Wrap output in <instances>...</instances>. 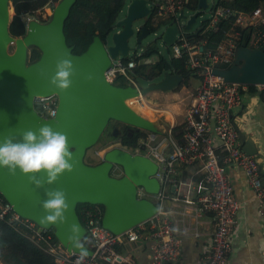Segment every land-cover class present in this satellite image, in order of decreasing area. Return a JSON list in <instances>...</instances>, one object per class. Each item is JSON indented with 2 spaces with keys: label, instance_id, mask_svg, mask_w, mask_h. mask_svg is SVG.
<instances>
[{
  "label": "water",
  "instance_id": "1",
  "mask_svg": "<svg viewBox=\"0 0 264 264\" xmlns=\"http://www.w3.org/2000/svg\"><path fill=\"white\" fill-rule=\"evenodd\" d=\"M12 1L0 0V141L9 135L19 140L22 132L48 124L67 135L73 154V171L65 172L52 185L45 183L37 188L29 176L19 170L10 175L6 168H0V194L21 218L44 228H54L58 241L69 252L81 254L84 251L92 256L93 252L83 242L86 229L78 214L79 205L102 206V226L114 235H122L153 217L159 209L154 199H138L137 189L143 188L148 195L157 196L161 185L155 178L158 166L146 156L133 155L122 147L112 146L104 153L101 163L89 165L86 163L89 151L100 143L111 123L130 127L131 134L141 131L161 133L154 122L138 114L128 102L152 92H172L183 84V77L166 73L160 81L139 89L116 86L106 79V71L113 60H129L133 58L130 57L132 52L144 54L156 45L155 42L149 46L143 44L151 35L146 24L155 11L149 0H130L129 3L123 0V8L115 16L114 28L105 41L99 35L94 36L80 55L73 53L65 33V24L78 0H60L48 22H29L26 34L20 38H14L10 33L14 17ZM209 9L208 0H200L196 13H181L179 21L186 20L188 39L197 37L204 30L201 26L193 32L200 13ZM121 15H125L123 19H120ZM137 22H143V25L135 32ZM179 32L178 23H167L161 36L163 44H175ZM134 36H137L135 49L130 46ZM33 48L41 53L35 63L30 62ZM64 58L71 59L74 75L71 87L61 92L49 81L55 74L57 62ZM214 74L227 82L264 85V45L258 49L238 48L235 62L228 69H215ZM53 95L59 100L57 115L54 119H46L37 112L35 101ZM114 135H118V130H114ZM240 142L248 156L258 155L252 141L242 133ZM36 178L46 180L43 173L37 174ZM57 189L67 194L69 209L65 220L41 224L45 214L41 206L46 199L45 192ZM73 226L78 228V233L73 232ZM76 243L83 247H76Z\"/></svg>",
  "mask_w": 264,
  "mask_h": 264
},
{
  "label": "built area",
  "instance_id": "2",
  "mask_svg": "<svg viewBox=\"0 0 264 264\" xmlns=\"http://www.w3.org/2000/svg\"><path fill=\"white\" fill-rule=\"evenodd\" d=\"M53 1L34 14L24 16L26 26L31 21L48 22L54 9L51 6ZM152 3L155 7V25L160 19L167 20L169 24L178 23L180 32L172 45V54L176 58L187 59V65L195 72L198 81L194 101L185 114L182 143L176 139L172 129H168L159 134L143 131L144 136L135 149L122 147L133 155L150 158L158 166L155 178L161 185V192L157 196H150L143 188L137 189L138 199H154L159 208L157 214L122 235H114L102 226V206L79 205L82 206L80 219L86 229L83 242L93 252L92 256L85 255L81 258V254L69 252L58 241L54 228H44L34 221L21 218L0 194V218L8 217L10 223L26 226L39 242L48 244V251L58 264H134L133 258L119 254L118 248L121 245L136 244L144 237L152 240L149 264H184L183 237L177 232L176 225L165 208L166 203L171 200V191L178 196L175 200L196 206L201 213L214 218L213 242L202 264H228L237 215L241 210V203L234 195L229 169L235 167L241 170L258 197L264 199L260 164L255 157L248 156L242 150L240 133L234 119L236 113L243 109L246 98L257 97L250 96L249 91L252 88L262 91L264 85L227 82L214 74L215 69L231 66L235 62L238 49L236 41L240 35L229 33L227 40L217 41L215 50H206V42L187 38L186 20L179 21L183 11L186 15L192 14L186 8L189 0H155ZM14 5L15 0L11 2L12 12ZM210 14L209 29L215 28L229 17H236L234 27H264L261 9L252 13L210 9ZM138 29L134 28L135 32ZM154 35H158V32ZM252 45L254 49L263 46L264 35L258 34ZM136 66L133 58L128 62L121 58L113 60L106 71V79L116 86L117 81L123 79L128 86L139 89V81L133 74ZM140 98L131 100L128 104L131 106L133 101ZM58 104L56 95L39 97L35 101L37 112L46 119L56 117ZM116 146L121 147L118 143ZM197 166L199 170L191 180L187 183L182 180L184 167ZM115 171L117 173V169ZM196 176L198 179H195ZM179 196L186 197L183 199ZM0 264L3 263L0 261Z\"/></svg>",
  "mask_w": 264,
  "mask_h": 264
},
{
  "label": "trees",
  "instance_id": "3",
  "mask_svg": "<svg viewBox=\"0 0 264 264\" xmlns=\"http://www.w3.org/2000/svg\"><path fill=\"white\" fill-rule=\"evenodd\" d=\"M149 1L153 2L155 0ZM51 2L52 0H15V15L10 25L11 35L14 38L23 37L26 34V24L23 20V17L26 15L34 14L38 10L45 8ZM199 2L200 0H189L188 5L186 6L187 10L191 13H196L198 11ZM55 3H57V0H54L51 4L53 8H55ZM122 3L123 0H116V4L112 3V5L114 4L113 8L115 7V9H112L109 14L107 13V22L105 20H102L98 23L93 22L90 25L88 29L90 32L89 38H91L94 33L101 31V33H99L98 35L103 41H105L108 34H110V32H112L114 28L115 16L123 8ZM80 6H82V1H77L76 6L71 12L70 18L68 19L65 25V33L68 45L70 47H74V53L77 55L84 53L92 42V39L91 42H87L86 38L82 40V43L80 41L70 42L68 40V26L69 24L74 22V11H77ZM239 6L247 8V11H249V13H252L257 9H261L264 14V0H213L212 4H210V9L213 11H215L216 9H229L234 11ZM202 14L203 13L201 12L200 15ZM154 17L155 12L152 13L150 19L146 24L151 34L157 33L159 30H161V28H163L167 24V20L160 19L159 23L155 25L153 21ZM235 21L236 17H229L226 20H222L213 29H209L208 27L210 22L209 20L204 21L201 25L204 27V30L197 37L191 39L200 42H206V50H215L217 48V41L227 40L228 34L233 32L238 33L240 35L239 39L236 41L237 48H253V39L260 33L264 35V27H234ZM80 45L84 46L83 50H80ZM166 47L168 56L160 54V51L158 50L157 46L154 45L148 48L142 56L133 57V60L137 64V66L133 70L134 76L138 81L145 80L147 82H153L156 79L162 78L166 73H170L172 75H181L183 77V84L181 86H184L189 90L193 89V83L197 80V76L195 75V72L188 67L187 59H180L174 57V55L172 54V46ZM40 57V51L36 48H33L30 54V62L35 63L40 59ZM153 57L157 58L154 63L149 64L145 62H148ZM128 61L129 60H125V62ZM229 67L230 66H221L219 67V69H228ZM117 84L120 87H128V84L123 79H119L117 81ZM181 86L174 89L173 92H179L182 88ZM249 95L253 97L257 96L260 102L264 104V90L260 91L257 88H252L249 91ZM116 124L117 125H115L113 128H110L112 125L111 123L109 128L106 130L105 134L101 138L100 143H102V148L104 150L111 149L114 144L118 143L122 147H126L128 149H135L138 146L140 139L144 136V132L141 131L139 133L135 132L131 134L129 131L130 127L122 125L120 123ZM119 126H121L123 129L122 133H119V135L115 136L114 130L117 129L116 127ZM164 126L168 127L169 125L165 122ZM183 128L184 127L182 125L174 127L172 129L173 134L180 143L183 142ZM161 132L163 131L161 130ZM82 206L78 207V214L80 218V210ZM53 241L56 242L55 239H53ZM118 253L122 254L121 248H118ZM0 261L3 264H58L56 258L49 253L48 244L46 242H39L26 226L17 225L16 223H10L8 217L5 219L0 218Z\"/></svg>",
  "mask_w": 264,
  "mask_h": 264
},
{
  "label": "crops",
  "instance_id": "4",
  "mask_svg": "<svg viewBox=\"0 0 264 264\" xmlns=\"http://www.w3.org/2000/svg\"><path fill=\"white\" fill-rule=\"evenodd\" d=\"M81 1L82 6L74 11L76 19L81 24H86L85 20L89 16L91 20L94 19V23L102 20L108 21L107 13L103 11V6H105L103 1L78 0V2ZM85 5L86 7H83ZM113 6L114 4H109L110 11ZM236 10L246 13L248 9L239 6ZM87 11H90V14H87ZM195 85L198 87L197 80L193 83V88L196 87ZM168 93L170 94L169 98L180 99L174 107L176 110L179 109L181 115L176 119L172 118V122H167L169 125L167 128L173 129L183 125L187 108L192 105L195 96L186 87L177 93L173 91ZM186 99L189 104L185 103ZM185 105H187L186 108ZM234 119L238 132L246 135L258 152L255 158L260 164L262 182L264 183V104L258 97L246 98L243 109L236 113ZM168 129L165 128V130ZM198 170V166L184 167L182 180L187 183ZM229 176L234 188V195L241 203V210L237 215L232 252L228 264H264V199L258 197L241 170L231 167ZM195 179L198 177L196 176ZM184 191L187 192V189ZM170 197L171 200L166 203L165 208L168 216L174 221L177 232L183 237V263L202 264L213 242L214 218L212 215L201 213L196 206L175 200L178 196L174 191H171ZM151 244L152 240L144 237L136 244L121 245L119 248L122 251L121 255L133 258L134 264H149Z\"/></svg>",
  "mask_w": 264,
  "mask_h": 264
},
{
  "label": "clouds",
  "instance_id": "5",
  "mask_svg": "<svg viewBox=\"0 0 264 264\" xmlns=\"http://www.w3.org/2000/svg\"><path fill=\"white\" fill-rule=\"evenodd\" d=\"M74 67L71 59L64 58L57 62L55 74L50 79V85L59 91L68 90L72 85ZM91 79V77H89ZM73 154L68 146L67 135L54 130L44 124L36 130L22 132L19 140L9 135L0 141V168H6L10 175H15L17 170L29 176L30 181L37 188L52 185L65 172L73 171ZM43 173L46 180L37 179V174ZM46 199L42 201L44 215L41 224L63 223L65 213L69 209L67 194L60 189L45 192ZM73 232L78 233V228L73 226ZM78 248L83 246L79 243ZM87 253L82 251L81 258Z\"/></svg>",
  "mask_w": 264,
  "mask_h": 264
},
{
  "label": "rangeland",
  "instance_id": "6",
  "mask_svg": "<svg viewBox=\"0 0 264 264\" xmlns=\"http://www.w3.org/2000/svg\"><path fill=\"white\" fill-rule=\"evenodd\" d=\"M101 1H103V3H105V6H103V11L105 13H108V14L110 13L109 4H112V3L116 4V0H101ZM127 2L129 3L130 0H127ZM212 2H213V0H208L209 4H212ZM83 7H86V5ZM112 9H115V7ZM52 13H53V11H52ZM87 14H90V11H87ZM210 15H211L210 9L203 12V14L198 18L197 23L194 26L193 32L197 31L201 27V25L204 21H207L208 19H210ZM124 16L125 15H121L120 19H123ZM89 17L86 18V20H85L86 24H84V23L81 24L76 19V17H75V19L72 18V19H74V22L69 24L68 30H67V36H68V40L70 42L80 41L82 43V40H84L85 38L87 39V42H91L92 37L101 33V31H98V32L94 33L91 38H89L90 32L88 29H89L90 25L94 22V19L91 20ZM141 25H143V22H137L134 24V28L137 29ZM163 32H164V29L161 28V30L158 31V35L151 34L148 38H146L143 41V44L145 46H149L150 44L155 42L158 50L160 51V54H162L164 56H168L167 47L163 44V41L161 40V36H162ZM136 39H137V36H134L130 41V46L133 49L136 48ZM80 47H81L80 50L84 49V46L80 45ZM141 54H143L142 51H138L137 53L132 52L130 54V57H135V56L140 57ZM156 60H157V58L153 57L148 62L147 61H145V62L151 64V63H154ZM161 79H163V78L156 79L153 82H145V81L141 82V81H139V85L144 87V88H147L148 85H150L151 83L158 82ZM181 87H182L181 88V90H182L184 86H181ZM196 90H197V86L190 90L191 92H193V96L196 95ZM169 96H170L169 93L166 94L163 92H152V93H149L148 95L140 98L139 100H136V102L133 101L131 106L138 114H140L143 117L154 122L160 130H165V128H167L164 126L165 122L170 123L169 121H171V122L173 121L172 118L176 119L177 117H179L181 115L180 114L181 112H179V109L176 110V108L174 107V105L177 102H179L180 99L175 100L173 98H169ZM181 100H183V98H181ZM185 103L189 104L188 99H186ZM186 107H187V105H185V108ZM113 127H114V125L111 126L110 128H113ZM163 127H164V129H162ZM118 130H119V127H118ZM116 144H114L113 146H116ZM108 150L109 149L104 150L102 148V143H99L98 145H96V147H94L93 149H91L89 151L88 156L86 158V163L90 164V165H97V164L101 163L102 158L104 156V153Z\"/></svg>",
  "mask_w": 264,
  "mask_h": 264
},
{
  "label": "flooded vegetation",
  "instance_id": "7",
  "mask_svg": "<svg viewBox=\"0 0 264 264\" xmlns=\"http://www.w3.org/2000/svg\"><path fill=\"white\" fill-rule=\"evenodd\" d=\"M113 125L115 126V125H117V124H116V123H112L111 126H113ZM116 128H117V129H115V130H118V127H116ZM122 130H123L122 127L119 126L118 134H119V133H122ZM129 131H130V128H129ZM130 133H131V132H130ZM119 145H120V144H119ZM120 146H121V145H120ZM121 147H122V146H121Z\"/></svg>",
  "mask_w": 264,
  "mask_h": 264
},
{
  "label": "bare ground",
  "instance_id": "8",
  "mask_svg": "<svg viewBox=\"0 0 264 264\" xmlns=\"http://www.w3.org/2000/svg\"><path fill=\"white\" fill-rule=\"evenodd\" d=\"M66 25V24H65ZM70 47V46H69ZM74 49V47H72ZM147 109V108H146Z\"/></svg>",
  "mask_w": 264,
  "mask_h": 264
}]
</instances>
